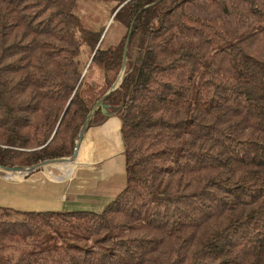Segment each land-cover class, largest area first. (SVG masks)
<instances>
[{
  "label": "trees",
  "instance_id": "1",
  "mask_svg": "<svg viewBox=\"0 0 264 264\" xmlns=\"http://www.w3.org/2000/svg\"><path fill=\"white\" fill-rule=\"evenodd\" d=\"M89 1L132 25L88 122L120 120L125 186L98 213L0 207V264H264V0ZM77 5L0 0L1 166L71 156L119 75L124 37Z\"/></svg>",
  "mask_w": 264,
  "mask_h": 264
},
{
  "label": "crops",
  "instance_id": "2",
  "mask_svg": "<svg viewBox=\"0 0 264 264\" xmlns=\"http://www.w3.org/2000/svg\"><path fill=\"white\" fill-rule=\"evenodd\" d=\"M123 151L117 117L87 126L69 166L47 163L18 177L0 176V207L55 212L75 205L87 194L110 201L125 186Z\"/></svg>",
  "mask_w": 264,
  "mask_h": 264
},
{
  "label": "rangeland",
  "instance_id": "3",
  "mask_svg": "<svg viewBox=\"0 0 264 264\" xmlns=\"http://www.w3.org/2000/svg\"><path fill=\"white\" fill-rule=\"evenodd\" d=\"M110 9H111V5L109 4L97 2V1H89V0H78V5L76 8V13L80 17L82 23L86 28L91 30H99L100 28L105 27L103 33L104 35L103 47L105 48L117 45L120 41H122L123 37L127 32L126 28L123 29L122 25L119 22L114 21L112 19L110 15ZM78 59L80 60L81 63L87 62L88 64V52L84 47L81 49V53ZM85 74L87 75L85 82L88 83L101 82L102 79L101 74L96 69L93 68L92 70H90V72H88L86 65ZM90 92L92 94L93 90H90ZM6 174L8 176L18 177L11 173L0 171V176L2 178H7L5 177ZM59 175L61 176V172H59ZM83 201L85 203H82ZM108 202L109 200H106L103 197L92 198L91 194H87L84 197H80L79 202H76L75 205L62 210L88 211V212L98 213L103 210V208L108 204ZM9 218H14V216H10ZM32 244L33 243H31V245H27V248H31ZM14 250L15 249L9 248L7 252ZM16 252L18 254V250ZM16 252L14 253V255H16Z\"/></svg>",
  "mask_w": 264,
  "mask_h": 264
},
{
  "label": "water",
  "instance_id": "4",
  "mask_svg": "<svg viewBox=\"0 0 264 264\" xmlns=\"http://www.w3.org/2000/svg\"><path fill=\"white\" fill-rule=\"evenodd\" d=\"M131 29H132V25L130 24L127 32L124 36L122 45H121V55H122V60H121V67H120V71H119V75L116 79V81L113 83V85L111 86V88L103 95V97L93 106V108L91 109L89 115L87 116L83 126L81 127L75 141H74V149H73V154L70 157H62V158H56V159H51V160H45L37 165H33L31 167H5V166H1L0 165V171L2 172H13V171H21V172H31L32 170L36 169L39 165H43V164H47V163H51V162H57V161H66V160H70V161H74L75 160V155L78 149V145L81 141V138L84 134L85 129L88 126V122L91 118V116L93 115V113L96 111L97 108L101 107V103L102 101L106 98V96L110 93V100L116 96V94L120 91L121 89V85H122V81H123V77L125 76V69H126V53H127V48H128V44L130 41V37H131ZM88 66V65H87Z\"/></svg>",
  "mask_w": 264,
  "mask_h": 264
},
{
  "label": "bare ground",
  "instance_id": "5",
  "mask_svg": "<svg viewBox=\"0 0 264 264\" xmlns=\"http://www.w3.org/2000/svg\"><path fill=\"white\" fill-rule=\"evenodd\" d=\"M110 94V93H109ZM108 94V95H109ZM107 95V96H108ZM106 96V97H107ZM66 161H69L68 163H63V164H60V163H56V162H51V163H55V166L57 167V165L59 164L60 166H63V167H67L69 166V163H70V160H66ZM58 162V161H57ZM45 165V164H44ZM7 173V172H6ZM8 173H11L13 175H16V176H20L22 173H26V172H21V171H13V172H8Z\"/></svg>",
  "mask_w": 264,
  "mask_h": 264
}]
</instances>
